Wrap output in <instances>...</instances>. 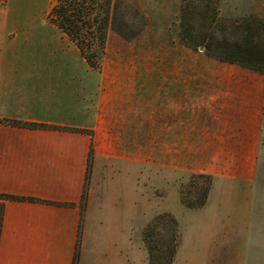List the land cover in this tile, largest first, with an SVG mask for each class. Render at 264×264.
Segmentation results:
<instances>
[{
  "label": "crops",
  "instance_id": "crops-1",
  "mask_svg": "<svg viewBox=\"0 0 264 264\" xmlns=\"http://www.w3.org/2000/svg\"><path fill=\"white\" fill-rule=\"evenodd\" d=\"M14 22L0 4V120L36 126L0 123V264H74L80 228L78 264H142L136 168L143 130H154L155 165L176 197L178 171L209 175L212 188L254 181L264 75L217 62L216 69L201 66L202 78H172L155 67L149 79L121 65L111 79L84 85L81 66L51 61L59 49L82 60L65 34L53 26L60 48L34 47ZM230 225L187 257L180 246L173 264H264V254L248 255L250 242Z\"/></svg>",
  "mask_w": 264,
  "mask_h": 264
},
{
  "label": "rangeland",
  "instance_id": "rangeland-1",
  "mask_svg": "<svg viewBox=\"0 0 264 264\" xmlns=\"http://www.w3.org/2000/svg\"><path fill=\"white\" fill-rule=\"evenodd\" d=\"M57 1L10 0L8 2L7 0L3 7L7 8L10 17L16 21L12 24L20 33V37L21 33L22 37L27 33L30 35L32 46L60 48L61 44L57 38L59 30L53 27L56 25L50 19L51 9ZM114 8L117 9L115 15L118 21L127 24V32L130 35L134 34L136 36L134 39L122 38L110 24L106 30L104 52L94 63L96 67H91L83 56L81 60L79 54L65 55L60 49L56 58L54 56L51 58L52 62L59 61L81 66L84 85L85 82H91L92 86H95L101 78L111 79L114 73L119 74L117 69L119 70L121 65L128 66L129 70L135 65L134 69L137 67L140 71L130 70L131 73L145 72L149 79L155 78L157 72L155 67H158L160 73L173 76L172 78H177L176 75L191 79L202 78L201 66L207 68L206 65L210 63L213 69L220 61L210 57L204 47H197L200 36L208 33L214 34L218 42L228 44L241 42L245 33L238 27L240 23H235L236 21L254 18L264 20V0H112V13ZM187 62L195 65V68L190 67ZM136 93H140L138 97L142 99V83L141 85L137 83ZM154 139V130L142 131V164L136 168L139 176H137V192L140 194L142 204L141 215L138 216L142 224V238L143 230L155 217L172 211L173 213L169 214L178 221L180 227L181 258L192 253L197 245L217 242L222 235L218 231L219 226L226 224L234 226V229H231L232 234L236 232L241 239L250 242L248 255L264 254V110L254 181L248 184L241 181H218L213 184V188L211 185L208 202L199 210L186 209L181 204V193L183 192L184 197L189 200L197 196L205 181L194 176L206 174L186 175L178 171V179H176L178 197L174 196L170 182L164 177L165 173L161 174L155 165ZM91 151L86 194L90 190L94 174L93 143ZM107 153L104 151V154ZM105 162L106 159L101 161L102 164ZM105 171L107 172L104 167L99 175H104ZM127 176L124 175L126 181H128ZM108 190L116 189L113 184L108 183ZM247 225H250L248 230ZM146 260L148 263V253L142 239V264Z\"/></svg>",
  "mask_w": 264,
  "mask_h": 264
},
{
  "label": "trees",
  "instance_id": "trees-1",
  "mask_svg": "<svg viewBox=\"0 0 264 264\" xmlns=\"http://www.w3.org/2000/svg\"><path fill=\"white\" fill-rule=\"evenodd\" d=\"M6 3L7 0H0L1 6H5ZM111 5L112 0H58L51 9L52 23L76 45L91 67H96L95 60L104 52L106 30L110 24L122 38L132 40L136 37L127 32L128 27L125 22L118 21L115 15L117 9L114 8L112 13ZM110 15H112L111 18ZM183 23L185 24V17ZM235 23H240L238 27L245 33L241 42L232 44L218 42L214 34L207 33L200 36L197 47H204L210 57L220 62L264 74V20L244 19ZM0 123L36 126L8 120H0ZM91 158L92 151L89 160ZM194 177L203 179L205 183L200 188L199 194L191 200L184 197L183 192L181 193V204L189 210H198L205 206L212 185L211 176L200 174ZM142 239L148 253V264H173L181 245L178 221L169 213L161 214L145 227ZM80 240L81 228L78 236V250ZM78 250L74 264H78Z\"/></svg>",
  "mask_w": 264,
  "mask_h": 264
}]
</instances>
